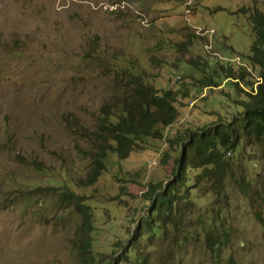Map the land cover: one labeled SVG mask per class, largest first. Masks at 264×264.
Masks as SVG:
<instances>
[{
    "label": "rangeland",
    "instance_id": "374dc122",
    "mask_svg": "<svg viewBox=\"0 0 264 264\" xmlns=\"http://www.w3.org/2000/svg\"><path fill=\"white\" fill-rule=\"evenodd\" d=\"M256 6L264 10V0H0V264H77L72 240L81 220L72 207H41L37 200L19 198L11 185L21 177L36 178L32 165L22 163L21 157L51 166L69 186L71 179L87 174L90 156L81 150L88 142L72 132L71 124L95 129L100 108L111 95L112 67L132 63L147 75L150 86L179 91L178 121L166 137L146 143L120 162L116 154L109 155V169L95 184L82 187L76 182L74 187L88 200L111 203L97 209L96 251L104 255L116 238H128L138 216L149 209L143 207L149 201L142 198L147 184L167 183L180 167L175 157L184 151V142L173 145L172 139L210 123L209 115L216 119L217 110L211 107L225 106L219 92L210 107V89H197L204 69L213 65L199 35L213 48L214 37L219 50L233 45L236 59L239 52L246 53L245 64L259 73L248 60L253 36L242 12ZM209 7L218 8L212 17ZM196 66L203 72H196ZM9 101L13 104L7 105ZM240 140L244 150L232 166L252 189L264 192V154L246 135ZM228 184L230 193H236L230 211L242 203L229 251L238 264H264V224L252 206L258 204L247 202L236 185ZM194 186L199 213L211 202L214 189L204 177ZM126 190L135 201L119 202L128 197L122 194ZM172 244L153 240L146 247L152 264H209L201 244L186 250Z\"/></svg>",
    "mask_w": 264,
    "mask_h": 264
},
{
    "label": "trees",
    "instance_id": "16d2710c",
    "mask_svg": "<svg viewBox=\"0 0 264 264\" xmlns=\"http://www.w3.org/2000/svg\"><path fill=\"white\" fill-rule=\"evenodd\" d=\"M242 12L249 21L248 30L253 36L248 59L253 65L260 66L262 77L256 88L247 92L248 99H244L238 90V81L249 75L244 65L233 62L225 64V59L212 56L209 58L213 62L212 68L204 69V72L198 66L193 68L196 72L204 73V78L197 85L199 90H204V86H219L220 80H223L224 98L240 104L243 107L242 116L234 117L229 123L230 118L221 115L197 130L186 131V140L191 139L184 141V151L181 148V153L175 157L176 166H180L177 173L174 170L167 183L159 180L147 184L142 198L149 201L148 205L143 206L149 209L138 216L137 227L129 230L128 238L114 240L110 252L103 251L104 255H101L94 249V243L99 230L97 209L103 210L102 203L106 206L111 203L88 200L74 190L75 183L79 182L82 187L95 184L109 169V155L116 154L120 162L132 152L144 148L146 143L155 144L154 139L163 138L166 128H173L178 121L181 105L177 100L179 91L171 88L159 91L150 86L147 75L136 71L132 63L112 67L115 76L111 95L100 108L95 129L86 131L79 124H71L72 132L88 142L87 147L81 150L90 156L91 166L85 176L71 179L74 183L69 186L71 183L58 177V172L51 166L40 160L20 158L22 163L32 165L36 178L21 177L13 181L11 187L17 190L19 198L37 200L47 209L52 208L50 204L65 209L72 207L71 212L80 217L72 240V252L77 264H152L146 247L156 239L171 241L173 248L183 250L192 244H201L209 264H238L229 251L235 235L233 208L230 211L229 207L236 193H230L232 186L228 182L236 185L238 191L252 202H259V209H255L254 214L264 224V192L252 189L250 181L236 173L232 166V162L244 150L240 140L243 135L247 136L248 142L259 146L264 154V10L256 6L243 8ZM214 44L216 46L215 41ZM233 51H236L233 45L221 49L229 57ZM241 60L248 62L246 53H242ZM246 84L254 85L253 77H248ZM209 118L212 121L210 115ZM175 136L171 141L173 145L185 138ZM227 152L232 156H228ZM181 155H184L183 158ZM64 170L69 173L66 167ZM202 177L205 182L211 183L214 197L210 203H206L205 209L196 213L194 182ZM120 187L125 189L122 183ZM122 194L128 197L119 202L127 204L135 201L131 191H122ZM127 218L130 219V215ZM168 229H171L170 232ZM187 229L192 233H188Z\"/></svg>",
    "mask_w": 264,
    "mask_h": 264
},
{
    "label": "clouds",
    "instance_id": "9594fccd",
    "mask_svg": "<svg viewBox=\"0 0 264 264\" xmlns=\"http://www.w3.org/2000/svg\"><path fill=\"white\" fill-rule=\"evenodd\" d=\"M210 9V17H212V14H213V12L214 11H216V10H218V8H212V7H209ZM204 19V18H203ZM208 20V19H207ZM215 35L217 36V34L215 33ZM199 36H201L203 39H204V43H205V45H204V48H205V52H206V55H207V57H208V59L210 58V57H212V56H218V57H220L221 59H225L226 61L224 62L225 64L226 63H228V62H233V63H236V64H239V65H244L245 67H246V69L249 71V75L244 79V80H239L238 81V79L237 78H234L236 81H238V86H239V89L244 93V99H248V96H247V92L249 91V92H252L253 90L252 89H254V88H256V86H257V84H258V82L261 80V76H260V73H261V68L259 69L260 71H259V73H254L253 71H252V69H250L246 64H245V62H242V61H240V58L242 59V53L241 52H239L240 53V57L239 58H237L236 59V57L234 58V56L232 55V56H228L227 55V53L226 54H224V53H222L221 52V50H219L216 46H215V44H214V37H213V39H212V41H213V46L215 47V48H213V47H211V46H209L208 45V42H207V40H206V38L203 36V35H199ZM231 45V44H230ZM238 52V51H237ZM249 60V59H248ZM255 66V65H254ZM257 68H259L258 66H256ZM248 77H253V83H254V85H248V84H246V82H247V79H248ZM220 85L219 86H206V89H210V91H206V93L207 92H209L210 93V96H211V104H210V107H211V105H212V97L215 95V92H219L220 93V95L222 96V98L224 99V101H225V106L222 108V109H216V108H212L211 107V109H215V110H217V111H215V114L217 115V118L216 119H218V117L219 116H224L225 118H227V119H229L230 118V121H229V123L234 119V117H238V116H242V109H243V107L240 105V104H238L237 102H229V101H227L225 98H224V93H223V80H220ZM172 89V88H171ZM211 90H213V92L211 91ZM256 94V93H255ZM13 104V102H8V104L7 105H12ZM229 112L230 113V117L228 118L227 116H228V114H226L225 112ZM237 112H239V113H237ZM242 112V113H241ZM237 114V115H236ZM216 119H214V120H212L211 122H213V121H215ZM238 122H240V119L239 120H237V122H236V125L238 124ZM238 126V125H237ZM172 127L171 126H169V127H167L166 128V130H165V136H163V137H166V133L167 132H169V130L171 129ZM187 135H188V133H187ZM187 135L185 136V138L183 139V142L184 141H188V140H190V139H187L186 140V137H187ZM230 152H228V154H229ZM246 201L247 202H252L250 199H248V198H246ZM255 203H257L258 204V206H256V205H252V206H254V207H257V209H259L258 207H259V202H255ZM242 206V204L241 205H239V204H237V205H235L234 207H233V214H234V225H235V227H234V229H235V232H236V222H235V218H236V210L238 209V208H240ZM42 207V206H41Z\"/></svg>",
    "mask_w": 264,
    "mask_h": 264
}]
</instances>
